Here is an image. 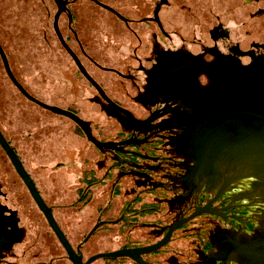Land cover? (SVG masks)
<instances>
[{
  "label": "flooded vegetation",
  "instance_id": "1",
  "mask_svg": "<svg viewBox=\"0 0 264 264\" xmlns=\"http://www.w3.org/2000/svg\"><path fill=\"white\" fill-rule=\"evenodd\" d=\"M87 1L54 94L0 41V264H264V0Z\"/></svg>",
  "mask_w": 264,
  "mask_h": 264
},
{
  "label": "rangeland",
  "instance_id": "2",
  "mask_svg": "<svg viewBox=\"0 0 264 264\" xmlns=\"http://www.w3.org/2000/svg\"><path fill=\"white\" fill-rule=\"evenodd\" d=\"M197 1L204 3L208 0ZM46 2L43 0H5L0 8V41L16 58L18 66L21 67L24 63L31 64L30 71L33 74L34 86H48L54 94L61 86L63 72L65 71L67 76L66 72L77 70V66L62 45L54 25L58 6L54 0H46ZM78 2L79 5L97 10L96 18L91 16L90 9H86L87 12L83 16L82 9H78L80 20L76 18L72 23L66 12L61 14L58 27L66 39L69 37L70 45L71 43L76 45V42L72 41H75L73 30L77 28V25L83 28L80 36L86 38L87 41H111L116 38L114 36L110 40L107 10L87 0H78ZM117 36L118 40L113 41L121 39L120 34ZM50 102L52 101L48 100V103ZM47 116L58 123H69L68 118L63 115L49 112ZM59 136V133L54 134L55 138Z\"/></svg>",
  "mask_w": 264,
  "mask_h": 264
},
{
  "label": "water",
  "instance_id": "3",
  "mask_svg": "<svg viewBox=\"0 0 264 264\" xmlns=\"http://www.w3.org/2000/svg\"><path fill=\"white\" fill-rule=\"evenodd\" d=\"M54 1L56 2L57 6H58V12H57V14H56V16H55V23H54V25H55V27H56V31H57V33H58L59 39H60V40L66 45V47H67V49L70 51V53H71L73 56H75V55H74V52L68 47L67 43L65 42V39H64V37H63L61 31L59 30V27H58V23H59L60 16H61V14L64 12V9H65V2H66V1H65V0H54ZM0 50H1V53L3 54V57H5V53H4L3 49L1 48V44H0ZM29 97L32 98V99H34V100H36V101H38L37 99L31 97L30 95H29ZM38 102H39L41 105H43V106H45V107H47V108H49V109H51V110H53V111H55V112H57V113H61V114H65V115L71 116L73 119H75L76 121L80 122L83 126H85V127L88 129L86 122H85L82 118H80L79 116L73 114L72 112L67 111V110H63V109H61V108H59V107H57V106L47 105V104H44L43 102H40V101H38ZM89 134H90V137H91L94 141H97V140L92 136V134H91L90 131H89ZM2 141H3V143H4V139H3ZM97 142H98V141H97ZM7 149H8V148H7ZM8 150H9V152L11 153V156H13V155H12V152L10 151V149H8ZM13 159L15 160L14 156H13ZM18 167H19L20 173H21V174L25 177V179L30 183L31 180L26 176V173L24 172V170H22V167H21V166H18ZM31 188H32V187H31ZM33 193H34L35 198L38 200V202H39L41 208H42L46 213H48V208H47L46 204L42 201V199H41V197L39 196V194H37L35 190H33ZM205 211H206V210H204V209L199 210V211H197L196 213H194L193 215L189 216L188 218H186V219H184V220H180L175 226L172 227V230H173L174 228H176L177 226H180V225L183 224L184 222L188 221L189 219H191V218L195 217L196 215H198V214H200V213H203V212H205ZM50 221H51V224L55 227V229L58 230V228L54 225V223H53L51 217H50ZM169 233H171V231H170ZM166 240H167V238H165L163 241H161L160 243H158L155 247H159V246H161V245H164V243L166 242ZM67 249H68V251H69V254L71 255V258L76 262V264H79V263H80L79 259L75 258V256H74L73 253L71 252V249L69 248L68 245H67ZM123 255L137 256V255L133 252V250H120V251L109 252V253H101V254H98V255L94 256L93 259H97V258L105 257V256H123Z\"/></svg>",
  "mask_w": 264,
  "mask_h": 264
}]
</instances>
